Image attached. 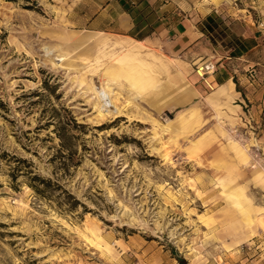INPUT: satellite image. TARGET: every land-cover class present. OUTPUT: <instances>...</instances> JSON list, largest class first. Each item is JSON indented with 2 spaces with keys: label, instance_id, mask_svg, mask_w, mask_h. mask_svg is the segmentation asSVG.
<instances>
[{
  "label": "rangeland",
  "instance_id": "obj_1",
  "mask_svg": "<svg viewBox=\"0 0 264 264\" xmlns=\"http://www.w3.org/2000/svg\"><path fill=\"white\" fill-rule=\"evenodd\" d=\"M33 1L0 0V150L53 183L37 195L0 163V264H264L260 119L210 95L216 84L195 71L204 59L159 75L172 88L156 99L160 111L114 84L118 112L100 111L101 73L115 56L98 61L95 39H125L116 10L101 14L117 0ZM254 1L261 22L264 0ZM262 30L255 50L212 62L219 79L264 84ZM250 96L247 115L260 101ZM181 113L186 123L162 128Z\"/></svg>",
  "mask_w": 264,
  "mask_h": 264
},
{
  "label": "crops",
  "instance_id": "obj_2",
  "mask_svg": "<svg viewBox=\"0 0 264 264\" xmlns=\"http://www.w3.org/2000/svg\"><path fill=\"white\" fill-rule=\"evenodd\" d=\"M125 1L134 5V11L140 10L141 14H137L135 20L142 15L143 22H140L139 27L135 28L132 15L122 8L118 0L114 3L110 2L101 14L102 16H105L106 13L109 15L112 10H116L115 26L117 29L115 31L122 33L125 39L110 42L105 37H97L95 42H98L104 49L98 53V61L106 56H115L113 62H110L109 66L101 73L102 82L112 81L114 89L120 93V96L122 95L121 88L128 89L132 93V97L126 101L145 100L148 105L160 111L161 105L155 106L158 104L156 99L172 88L168 81L159 79V75L165 72L170 78L171 75H174L175 69L178 71L180 69L183 75L191 64L199 62L200 59L209 62L220 61L216 67L219 69L226 63V60L231 58L225 56L226 51L222 46L210 43L209 39L197 28L199 20L212 11L220 12L219 14L227 19L229 29L234 34L256 40V44L250 50H255L261 45L264 20L261 22L254 20L253 14L254 8H256L254 0ZM97 19L95 17L92 24H95ZM149 29H151L150 34L141 40L130 35V32L138 34ZM153 47L157 51L159 47L161 54H157L156 51L152 52ZM208 78H211L217 86L210 94L212 97L220 102L224 101V105L228 104V100H232L234 102L232 107L239 114L242 112L247 120L252 119L255 122L260 119L264 125V84L254 88V84H258L256 80H249L244 75L243 85H240L239 89L233 76L221 77V82H217L216 73L211 74ZM249 93L250 97L260 101L251 104L247 109L249 112L247 115L242 100L246 98L250 101ZM183 95L186 96L185 92ZM171 100L182 101L183 99L177 96ZM194 114L196 116L197 110L192 115L194 116ZM239 117L241 118V116ZM175 123H186L184 113L178 114L175 120L172 119L170 129H174L173 124ZM260 139L264 142V130H262ZM232 141L237 145L235 140L232 139ZM246 151L248 152V149ZM246 151L244 150L243 153L246 154Z\"/></svg>",
  "mask_w": 264,
  "mask_h": 264
},
{
  "label": "trees",
  "instance_id": "obj_3",
  "mask_svg": "<svg viewBox=\"0 0 264 264\" xmlns=\"http://www.w3.org/2000/svg\"><path fill=\"white\" fill-rule=\"evenodd\" d=\"M17 1V0H13ZM23 7L27 9H34L33 0H23ZM119 4L122 8L132 15L134 19L135 28L139 27L140 22H143V16L140 15L138 19L135 20L136 15L141 14L140 10L134 11V5L126 2L125 0H118ZM152 28V27H151ZM197 28L200 32L208 37L210 42L213 45L220 44L222 47L230 50V57H239L248 49H250L255 44V40L253 38H245L234 34L228 26L227 19L224 18L221 14H217L214 11L207 14L203 19H201L197 23ZM151 29L142 32V33H131L130 35L136 39H142L145 36L149 35ZM217 82H221V79L216 78ZM235 82V81H234ZM77 125V123H74ZM60 142H63L65 138L62 135H59ZM62 152L65 147L63 144L60 146ZM2 161L7 162L6 164L9 166L8 168V176L12 182L16 181L20 174H25L28 177V185L31 187L37 195H42L45 197V192L50 188L53 181L45 176H42L38 173H33L30 168H26V165L23 163H28L26 159L17 157L16 155H10L5 151L0 150V163ZM1 165V164H0ZM1 171V166H0ZM76 204H80L76 199H74V203H72L71 207H74Z\"/></svg>",
  "mask_w": 264,
  "mask_h": 264
},
{
  "label": "bare ground",
  "instance_id": "obj_4",
  "mask_svg": "<svg viewBox=\"0 0 264 264\" xmlns=\"http://www.w3.org/2000/svg\"><path fill=\"white\" fill-rule=\"evenodd\" d=\"M202 63H200L199 65H201ZM104 85V84H103ZM107 87L104 86V88L99 89L98 92H96L98 94V97L100 98V100L103 103V108L100 111H104V112H118V105L116 104L114 99H111V94L109 93V90L111 89L113 82L110 80H107L106 82ZM213 90L215 88H212ZM112 91V90H111ZM98 98V99H99ZM112 108V109H111ZM101 114V113H100ZM172 120H169L167 123H161L162 128L164 129H170V125H171ZM252 145V144H251Z\"/></svg>",
  "mask_w": 264,
  "mask_h": 264
},
{
  "label": "built area",
  "instance_id": "obj_5",
  "mask_svg": "<svg viewBox=\"0 0 264 264\" xmlns=\"http://www.w3.org/2000/svg\"><path fill=\"white\" fill-rule=\"evenodd\" d=\"M215 65L212 62H203L201 65L196 66V73L203 80V83L212 88V80H208L209 76L215 72Z\"/></svg>",
  "mask_w": 264,
  "mask_h": 264
}]
</instances>
